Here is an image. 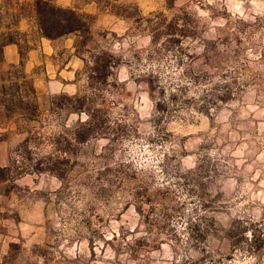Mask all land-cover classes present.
I'll list each match as a JSON object with an SVG mask.
<instances>
[{
    "label": "clouds",
    "instance_id": "obj_1",
    "mask_svg": "<svg viewBox=\"0 0 264 264\" xmlns=\"http://www.w3.org/2000/svg\"><path fill=\"white\" fill-rule=\"evenodd\" d=\"M126 2L138 9L132 23L101 21L78 0H39L61 14L62 27L69 16L82 23L94 17L97 47L85 43L77 53L68 39L67 64L48 66L45 95L78 97L83 106L74 100L71 111L41 120L39 144L25 133L11 147L28 140L33 165L58 157L80 175L67 187L48 171L14 181L31 193L47 191L55 210L48 228L40 227L43 201L21 204L12 195L8 214L19 219L0 223L9 233L0 237V264H264V0H171V10L168 0ZM158 12L165 25L182 17L175 25L181 30L187 17L196 34L162 26L166 34L157 38L148 21L158 24ZM42 51L55 49L44 39ZM103 52L111 59L101 79L93 57ZM89 68L106 87L90 86ZM98 109L105 111L103 133L95 127ZM11 157L27 163L15 151ZM7 167L6 156L0 168Z\"/></svg>",
    "mask_w": 264,
    "mask_h": 264
},
{
    "label": "rangeland",
    "instance_id": "obj_2",
    "mask_svg": "<svg viewBox=\"0 0 264 264\" xmlns=\"http://www.w3.org/2000/svg\"><path fill=\"white\" fill-rule=\"evenodd\" d=\"M157 2H159V0H157ZM78 3L82 7H90L97 11L101 21L105 20V18H108L109 20L115 18L128 19L127 22L132 23L133 21L130 17H132L138 11L134 4L127 3L126 0H78ZM165 7H168L169 10H171V0H168V3L165 5ZM0 9L5 10L4 12H0V46L10 38L14 39L20 43L26 56L31 47L39 44V36L37 34L36 28L38 26V19L35 2H32V0H24V3H21V0H0ZM130 9L132 10L131 12L129 11ZM156 15L159 23L153 25L149 19L148 30L155 33L157 38H159V36L162 34H166L165 32L159 31L162 26L166 28L167 32L182 31L183 34H196L187 27L189 23L187 17H183L185 27L183 30H181L176 28L175 25L177 20L181 19L182 17L177 16L171 25H165L166 17L164 16L163 12H158ZM94 20V17L87 16V21L89 23L92 24ZM21 21H23V25L21 24ZM136 23H138V21ZM21 28H23V30H21ZM99 34L101 36L104 35L103 32ZM70 37H74L77 53H80L84 50L85 43H87V47L90 49H95L97 47L95 41H93V35L91 31H89L87 34V39L83 33L72 34ZM66 41L67 40L64 38L59 39L55 46L57 51V63H59L62 68L67 63V59L65 58V55L68 52ZM209 47L214 48V44L209 42ZM93 58H98L101 61L108 60V62H110L111 54L103 52L101 56L95 57L94 55ZM68 59H71V56H68ZM19 69L20 68H9L8 70L3 69L1 70L0 78V100H7L10 98L11 94L5 95L2 90L5 86L9 87L13 85H19V90L18 93L15 92L17 95L14 100L16 102H19L20 99L23 100L22 103H17V106L11 107L10 111L0 103V160L7 156L9 166L11 165L10 171H5L3 173L0 172V209H5V211L0 212V223H2L5 219H19L18 213H13L12 217H9L8 214V203L11 201L12 195H15L21 204L26 203V200L28 199L33 201L42 200L43 204L40 206L39 210L43 213L45 223L40 225V227L48 228L50 223L47 219L48 213L49 211L55 210V203L50 199L49 193L47 191L31 193L26 186L21 188L16 185L14 181L24 177L27 174H30L33 171L38 174L48 171L50 175L63 176L65 187H67L72 180L76 179V177L80 175L79 169L73 171L71 165L59 164L58 157L56 162L45 165L44 167L41 165L44 164L45 159L52 161V157H42L40 161L33 165L32 154L27 147L28 140H31L33 143L37 144L41 142L34 132V130L37 128V124H39L41 120L46 119L49 115H59L61 110H71H67L66 108L62 107L64 106L63 102L67 104V101L59 98V96L38 95L33 87L31 78H27L26 75L25 78H23V74L17 71ZM85 71L89 75L90 86H95L97 89L106 87V84L102 83L100 79L92 75L93 70L91 68L86 69ZM79 78L80 73H77V79ZM88 103L89 105L94 106L96 99L88 98ZM20 105L25 106L21 108ZM96 116L98 117V120L95 127L100 129L102 133L106 132L108 129L104 126L105 111L98 109ZM25 133L28 134V140H24L23 143L19 144L16 148H12V141L17 137L24 136ZM20 149H23V152H21ZM65 150H68L70 153L79 151V149L72 148ZM13 151L17 152L22 157H25L27 159V163H25L24 160H21V163L17 164L16 161L11 157V152ZM65 173H67V175H65ZM36 182L38 183V181ZM56 195L58 196V200L63 198L62 193H57ZM97 196L103 198L105 196L104 190L101 189V191L97 193ZM139 198L141 197H138V199ZM58 200L56 203H58ZM29 210L31 211V209ZM84 223L90 226V221L85 220ZM54 234L55 233L50 229L47 231L45 243L48 245V247L52 246V237ZM8 235L9 233L0 227V237L6 238ZM17 235H19V233H17ZM3 243L4 239L0 238V247L3 246ZM10 247L15 252L18 250L19 246L12 244ZM33 251L39 252L41 254L44 253V250L39 248V246L34 247ZM14 258L15 257L13 256V259ZM5 264H10V261L7 258H5ZM68 264H77V262H68Z\"/></svg>",
    "mask_w": 264,
    "mask_h": 264
},
{
    "label": "trees",
    "instance_id": "obj_3",
    "mask_svg": "<svg viewBox=\"0 0 264 264\" xmlns=\"http://www.w3.org/2000/svg\"><path fill=\"white\" fill-rule=\"evenodd\" d=\"M35 7H36V13H37V21H38V27L39 30L41 32V34L49 39H56L62 36H66V35H70V34H78V33H83L87 39V34L90 31V25L91 23H89L87 21V15H85V22H81L80 20H77L74 16H69V20L70 23L68 24L67 27H62L60 25L59 19H57L58 15H61L59 13H57L54 9L49 8L47 5L44 6H39V0H35ZM77 29V31H72ZM9 43H16L19 45L20 48V53H21V57H22V61H21V66L23 65V61L25 59V53L22 50V47L20 45V43H18L16 40L14 39H8L6 42H4L1 46H0V58L2 56V52H3V47L6 44ZM97 60V65L96 67H98L101 71V77L100 78H104V76H106L108 73L105 71L107 68V63L108 60L106 61H101L100 59L96 58ZM20 69L17 70L18 72H20L21 74H23V78H25V74L23 73V71L21 70V67H19ZM93 70V69H92ZM19 90V85L18 86H5L2 90V92L5 95H9L11 94L10 98L5 100V99H1L0 103L3 104L5 106V108L7 110H11V107H15L17 106L16 104L18 103H22V99L19 100V102L15 101L14 99L16 98V93H18ZM16 92V93H15ZM19 98V97H18ZM59 98L63 99L64 101H67V104H65V102H63L62 107L66 108L67 110H72L73 107H75L76 105L73 104V101L75 100L77 104L83 106L84 100L77 98H68L66 94H62L59 96ZM21 106V105H20ZM25 105H22L21 108H23ZM35 107V105H34ZM11 169V165L7 168H0V172L3 173L5 171H10Z\"/></svg>",
    "mask_w": 264,
    "mask_h": 264
},
{
    "label": "crops",
    "instance_id": "obj_4",
    "mask_svg": "<svg viewBox=\"0 0 264 264\" xmlns=\"http://www.w3.org/2000/svg\"><path fill=\"white\" fill-rule=\"evenodd\" d=\"M37 34L39 36V44L33 46L27 52L25 59L23 61V65L21 66V61L23 60L20 53L19 45L16 43H9L3 47L2 56L0 58V78H1V70H8L9 68H19L26 75V77H30L33 83V87L38 95H45L44 85L48 82V66L50 65L54 71L62 70V66L57 63V51H56V43L59 39H73L74 37H70V35L62 36L56 39H49L43 36L37 26ZM44 39L48 40L49 45L55 49L54 53L51 56L45 55L42 51V41ZM67 64V63H66ZM40 70V71H39ZM59 79V76L57 75Z\"/></svg>",
    "mask_w": 264,
    "mask_h": 264
}]
</instances>
